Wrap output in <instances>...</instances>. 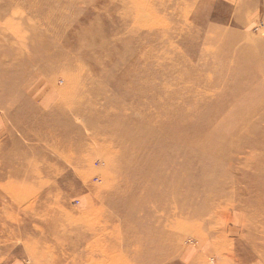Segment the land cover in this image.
I'll list each match as a JSON object with an SVG mask.
<instances>
[{
	"label": "bare ground",
	"instance_id": "obj_1",
	"mask_svg": "<svg viewBox=\"0 0 264 264\" xmlns=\"http://www.w3.org/2000/svg\"><path fill=\"white\" fill-rule=\"evenodd\" d=\"M15 1L6 0L0 5V9L11 10L15 4L21 5L29 9L33 21L26 19L20 22V25H16L15 19L3 17L0 13V100L3 101L8 90L15 100H21V97L27 99L30 96L29 80L26 79L31 66L52 62L53 67L59 65L67 68L70 72V85L66 90L71 91L70 95L60 98L58 104L55 103L48 111L38 108L37 105L33 104V107L31 105L40 116L39 119H35V115L28 120L32 129L30 137L42 141L49 139L52 152L67 148L65 160L72 164L71 182L76 181L82 164L84 167L86 162H92L91 156L102 154L107 155L108 160H112L115 164L127 163L133 165V168L139 166L140 169L135 168L133 172L141 171L142 175L135 180H127L124 182L125 185L116 177L106 179L113 192L106 196L95 197L101 205H107L108 202L107 207L105 206V209L98 207L88 215L74 217L61 204L63 201L66 202L68 197L63 195L62 191H58L59 186L56 183H53V189L57 190L53 197L48 199V203L38 201L36 196L39 193L34 195L33 192L36 187L42 188L49 184L44 176L36 175L34 166L42 170L46 167L48 172L53 169L64 173L66 162L47 165L35 159L32 154L29 156L25 154L24 146L21 147L17 143L13 147L17 148V153L12 154L11 149L7 151L0 149V156L4 159L0 163V247L8 248L10 243L14 244L15 239L25 243L30 242L29 250L26 252L30 253L31 260L35 259L34 264H139L143 255L148 258L153 255L154 250H161L168 245L171 250L168 254L172 253L173 259L180 255L178 239L181 236L195 232L201 226L206 229L211 227L218 215L220 216L219 211L223 206L233 204L235 201H244L247 197L244 193L246 190L250 192L252 182L256 188L264 187V178L261 179L264 167L259 171L254 169L256 166L254 164L260 159L259 156L264 157V148L260 149L261 143H264V135L261 138L252 135L253 131L262 127L256 122L259 111H256L258 108L255 111L252 109L253 101L240 105L237 100L235 102L226 100L221 106L211 104L209 96L213 93L208 90L211 86V78L207 77L205 70L197 71L193 66L186 64L187 61H191L189 58L180 59L178 63L169 62V65L165 66L163 62L165 63L169 56L162 52L152 58V62H158L152 74L158 73L161 79L150 74L143 75L138 80L144 93L151 94L153 103L147 108L143 107L141 121L136 117H129L123 105H109L105 102L107 99L97 101L96 95L104 93L103 87L95 85L96 77L89 69L91 63L95 64V68H100L96 72L98 78L108 82L115 73H110L104 68L113 59H125L130 47L127 39H123L121 43L123 52L118 47L106 45L102 40L103 36H98L99 40L86 42V45L79 44L78 47L79 38L68 37L66 33L64 35L61 31L62 25L49 19L50 16L60 18L65 14L79 15L76 11H72L73 9H69L79 6V1L83 0H44L45 7L42 6V2L39 3L42 0H27L28 3L25 1L23 4L18 1L14 3ZM57 1L63 5L61 10ZM134 1L135 5L130 13L136 22H144L146 12L143 11L140 1ZM107 7L111 8L110 4ZM117 12L123 16L129 14L126 8ZM97 22L98 35L102 32L100 31L102 26L99 20ZM185 24L180 23L182 29L186 27ZM87 26L84 30L85 36L90 32L86 31ZM94 29H96L95 25ZM239 37L238 35L233 37V44H237L239 40L245 41L243 45L249 50L244 48L245 56H249L256 43ZM95 41L96 53L90 50ZM73 45L81 50L71 51L69 48ZM258 47L255 46L256 49ZM255 48L253 52H256ZM125 77L127 73L123 72L122 78ZM21 80H24L25 85L17 89V84ZM192 83H197L198 88L192 89ZM152 85L159 86V90L152 92L151 89H154ZM178 89H182V92ZM227 93L236 96L239 91L238 88H232ZM91 100H96L93 109L86 106ZM10 104L11 102L5 103V108L0 105L5 113L11 108ZM220 109L225 112L223 118L233 116L235 119L228 130L230 133L227 130H220L226 125L223 119L222 122L216 123L217 129L209 128L204 132V139L198 141L199 146L196 149L177 146L178 148L171 150L178 140L187 139L190 142L193 134H199L195 120L205 121L208 116L212 119L215 110L220 111ZM52 110L63 116L58 123L51 124L49 121L54 117V114H51ZM66 110L82 116L92 129L91 134L84 135L77 132L76 124L68 116L63 115ZM91 119L95 120V123H92ZM2 120L0 115V125ZM101 123L112 127V131L106 133V130L100 129ZM178 128H183L185 134L177 136L175 131ZM6 130L4 128L3 132ZM143 136L144 139H141ZM214 138L220 143H216ZM117 142L123 145L116 148L113 144ZM236 142H246L250 145L251 152L248 156L238 157V149H234V147L238 148L234 145ZM221 143H229L230 147ZM228 148L233 149L229 151ZM217 149L219 152L215 153ZM255 149L262 151L260 155L257 154L258 158L255 156L256 153L254 154ZM29 150L35 151L36 148ZM44 152L43 147L39 148V154ZM168 153H171L172 162L165 159ZM236 181L240 182L241 187L236 186ZM195 195H199L198 200L193 199ZM262 197L263 199L257 200L256 209L250 210L254 211V214L264 215V195ZM108 207L110 210H107ZM211 234L217 241L225 238V233ZM258 237L264 239V230L257 233L250 231L248 239L254 241ZM6 248L4 252L0 251L2 263L8 257L9 250L7 251ZM186 250L189 248L185 249V255L188 252ZM251 250L253 254L258 252L264 257V249H260L255 243L251 245ZM214 251L219 258V264H224L225 259L232 264L234 261L235 264H246L242 259L252 257V253L246 257L241 254L236 256L231 249L215 248ZM203 253L195 249L190 258L185 257V262L215 264V255L208 256V260L204 261ZM173 264H178V261Z\"/></svg>",
	"mask_w": 264,
	"mask_h": 264
},
{
	"label": "rangeland",
	"instance_id": "obj_2",
	"mask_svg": "<svg viewBox=\"0 0 264 264\" xmlns=\"http://www.w3.org/2000/svg\"><path fill=\"white\" fill-rule=\"evenodd\" d=\"M17 1L20 4H23L25 1L28 3L27 0H16L14 3ZM138 1L142 4V8L144 9L143 11L146 12L144 13L146 20L141 23L136 22L134 16L130 13L135 5L134 0H94L93 2H91V0H83L79 1V6L69 9H73L72 11H76L79 15L67 16L65 14V16L60 18L59 16H50V19L48 18L49 20H53L54 22L62 25L61 31L64 35L66 33L68 37L76 36L75 38H79L80 43H77L78 47L79 44L86 45L94 39L99 40L98 36H103L102 40L106 45L115 46L122 50L121 43L123 42V39H127L126 41L130 47L125 59H113L109 65L104 68L110 73H115L114 76H111L108 82H104L96 75L97 70L100 68H95V64L92 65L93 63L89 66L90 73L97 79H95V83L98 85L94 84L96 86L103 87L104 93H98L96 95L97 101H105V99H107L105 102H108L109 105H123L126 107L127 116L136 117L139 121H141L143 118V107H149L150 104L153 103V100L151 94L147 95L144 93L143 87L140 86L138 80L143 77V75L148 76L150 74L151 76H155L157 79H161V75L158 73L156 75L152 74V70L154 67H157L158 63L152 62V58L164 52L169 56V59L167 58V61H165V63L163 62V65L165 64V66H168L169 62L173 63L179 61L180 59L189 58L191 61H187L186 64L193 66L197 69V71L205 70L207 77L209 76L211 78V86L208 89L212 91L211 93H213L209 96V102H211V104L221 106L224 101L226 102V100L233 102L237 100L238 105H240L247 101H253L254 105L252 109L255 111L258 108L256 111H259V114H257L256 117L258 120L256 122H258L259 126L262 127L253 131L252 135L256 138H261L264 135V27L260 26L259 29L255 30L251 28L248 31L239 30L235 28V26H230L228 23L220 21V17L222 15L219 14L218 7L212 5L192 6L186 4L187 0ZM4 2H6V0H0V5ZM57 2L59 3V9L61 10L63 5L61 2ZM39 3L45 7L46 2H44V0ZM160 3L162 4L160 5ZM109 4L111 8L107 7ZM124 8L128 10L129 14L127 16H123L117 12V10L122 11ZM0 13L3 14V17L8 16L12 17L13 20L15 19L14 21L17 22L15 23L16 25H20V22H23L24 20L26 21V19L31 20V22L33 21V17L30 14L29 9L18 4H15L11 10L1 8ZM40 19H42V17H40ZM98 20L100 21L99 24L102 26L100 28V31L102 32L97 35L98 29L96 25L98 24ZM180 23H186V27L182 29ZM94 25L97 30L94 29ZM85 26H87L86 31H90L88 36L84 35ZM237 35L240 36L239 39H248L250 42L254 44L256 43L257 45L255 44L253 46L254 48L255 46H259L257 49L255 48L256 52L252 51L254 49L253 48L250 55L245 56L246 52L244 51L245 47L243 45L245 41L239 40L237 44H233V37H236ZM96 47L97 45L95 41V44L90 50H93L96 53ZM69 49L77 52L81 50L74 45ZM139 58H141V60ZM49 63L50 64L42 63L41 65H34L28 70V77L26 80H29L28 90L30 91V96L28 95L29 97L27 99H23L21 97V100H15L12 98L11 93L9 92L10 90H8V94L3 98V101L0 100V105L3 108H5V103L8 104L9 102H11L10 105L13 106V108L11 106L10 109H7L8 111H6V113L0 106V115L3 119L0 125V149L5 151L11 149L13 151L12 154L17 153V148H13L14 144L17 143L18 145H21V147L24 146V150L26 149L25 154L28 156L32 154L35 159L47 163V165L55 162L65 163L67 148H64L66 151L62 149L59 152H52L50 149L51 141L49 139L42 141L41 139L33 140V136L30 137L32 129H30L28 120L35 115V119H39L40 116V113H37V110L35 111L31 108V105L32 107L33 104L37 105L38 108L48 111L54 107L55 103L58 104L60 98L69 96L71 92L66 90V87L70 85L69 70L59 65H55L53 67L52 62ZM123 72L127 73V77L122 78ZM175 72L176 71H174V73ZM23 81L24 80H21V82L17 84V89H21L25 85V82L23 83ZM195 84L192 83V89L198 88L197 83ZM200 85H202V83H200ZM152 87H154V89H151L152 92L159 90V86L155 87L152 85ZM232 88H238L239 93L236 94V96L227 93V91ZM178 90L182 92V89ZM87 104V107L89 106L91 107L90 109H93L96 104V100H91L87 102ZM218 110H215L212 119L208 116L205 121L199 119L195 120L196 126L199 128V134H193L190 142L187 139L181 141L178 140L176 142V146L171 147V150L185 146H189L191 149H196L199 146V144H197L198 141L201 142L204 139V132L209 128L215 129L216 123L222 122L223 119H225L223 118V115L225 114L224 110ZM52 113L54 114V117L49 120L51 124L58 123V121L63 119V116L58 115L56 111L52 110L51 114ZM63 115L68 116L72 122L76 124L75 129L77 132L84 135L91 134L92 129L86 124V120L82 116L77 115L76 113L74 114L69 110H66ZM91 122L95 123V120L91 119ZM234 122V117L229 116L223 121L224 125H226L222 126L220 130H227V132L230 133L228 130ZM106 126V123H101L100 129L106 130V133L112 131V127L107 126L106 128ZM102 127H104V129ZM4 128L7 129L5 132H3ZM123 129H125V127H123ZM175 132L177 136L185 134L183 132V128H178ZM142 134L144 135V133ZM215 138L213 140H215ZM141 139H144V136ZM216 140V143H220ZM221 144H223V146L226 145L230 147L229 143ZM122 145V143L119 144L118 142L113 144L116 148H119V146ZM234 145L238 147H234V149H240L241 151L237 150V153L239 154L238 157L248 156L251 152L250 145L246 142H236ZM41 147L44 148L45 152L39 154L38 151ZM260 147V149L264 148L263 142ZM31 148H36V150L30 151L29 149ZM21 149L22 148H20V151ZM228 149L231 151L233 148ZM260 151L261 150H254V154L256 153L255 156L257 158V154L260 155L262 152ZM216 152H219L218 149L215 150V153ZM232 155L235 156V154ZM259 157L261 160L258 159L256 164H254L256 165L254 167L256 171H259L260 168L264 167V157L263 155H260ZM15 158L16 157H14V160ZM90 158L92 160L91 163L84 161L86 162L84 167L82 164L81 168H79V175L83 177L78 175L76 177V181L74 182H71L72 164L69 161L64 164L66 169V172L64 173L53 169L48 172V168L46 167L42 170L40 167L34 166V172L36 175L44 176L49 183L42 188L36 187L33 189L34 195L39 193V195H37L38 197L36 196V199H38V201H45L48 203V199H51V197H53L52 195H54L57 190L53 189V183H56L59 186L58 191H62L63 195H67L68 197L66 202H64L62 198L64 203L61 202V204L64 208L68 209L70 214L74 217L85 216L90 214L95 209H98V207H104V209L105 206L107 207L108 202L107 205H101L97 197H95L96 195L106 196L113 192L111 191L110 185L107 184L106 179L116 177L120 180V183H124L127 180H135L142 175L141 171H138L137 173L133 172V169L135 168L140 169L139 166L133 168V165H128L127 163L118 162L115 164L112 160H108L107 155H94ZM165 159L172 162L171 153H168V156H166ZM175 160H177V158H175ZM3 161L4 159L0 156V163ZM87 166L92 167V170ZM86 167L89 170L86 169ZM105 169H107V171ZM109 173L112 176H110ZM262 175L261 179L264 178V172ZM103 177L105 179H103ZM239 180H241V178ZM242 181L245 183L244 180ZM235 184L237 187H241L240 182L236 181ZM251 185L252 187L250 192L246 190L244 193V196H247L244 201H235L236 203L234 202L233 204L223 206L221 210L219 209L220 216L218 215L217 219H215L216 221H214L211 227L206 229L204 226H201L198 227L195 232L181 236L180 239H178V245H180V255L172 259V253L170 255L168 254L171 252L170 245H168L166 247H162L161 250H154L153 255L148 258H146V255H143L139 264H173L181 258L187 247H190V249H197V251L202 253L204 252V261L208 260V256L214 257L215 255V264H219V258L214 251L215 248H223V250L231 249L236 256L241 254L243 257L252 253L251 245L254 243L260 249H264L263 238L258 237L254 241H250L248 239L250 231L257 233V231L259 232L264 230V215H257L258 213L256 211L255 213L257 214H254V211H250L251 208L253 210L254 208L256 209L257 200L263 199L262 196L264 195V187L256 188L253 185V182ZM202 189L204 190L203 186ZM203 193L204 191H202V194ZM202 194L200 193V195ZM198 198L199 195H195L193 197L194 200H198ZM109 208L110 207H108L107 210H110ZM211 233H225V238L221 239L222 241L214 240L215 238L211 236ZM210 236L212 238H210ZM16 240L17 239L13 242V245L10 243L8 248L5 246L0 247V251L2 250L4 252L5 248L7 251L9 250L8 257L3 261V263L0 262V264H34L35 259L31 260L32 257L30 253L26 252L29 250L28 246L30 242L25 243L21 240ZM263 258L264 257L260 256V254L256 252L255 254L252 253L251 258H244L242 261L246 264H264ZM223 261H225L224 264H232L228 259ZM235 262L236 261L233 263L235 264ZM209 263L214 264V262ZM178 264L185 263L182 262Z\"/></svg>",
	"mask_w": 264,
	"mask_h": 264
},
{
	"label": "crops",
	"instance_id": "obj_3",
	"mask_svg": "<svg viewBox=\"0 0 264 264\" xmlns=\"http://www.w3.org/2000/svg\"><path fill=\"white\" fill-rule=\"evenodd\" d=\"M186 4L192 6L212 5L218 7L220 21L235 26L239 30L248 31L253 28L264 27V0H187ZM187 254L181 256L178 263L185 262V257H191L195 249L189 247ZM177 262V261H176Z\"/></svg>",
	"mask_w": 264,
	"mask_h": 264
}]
</instances>
